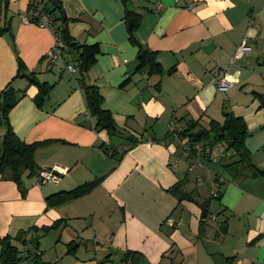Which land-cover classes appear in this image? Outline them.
I'll list each match as a JSON object with an SVG mask.
<instances>
[{
	"label": "crops",
	"instance_id": "1",
	"mask_svg": "<svg viewBox=\"0 0 264 264\" xmlns=\"http://www.w3.org/2000/svg\"><path fill=\"white\" fill-rule=\"evenodd\" d=\"M61 1L70 35L100 46L88 81L99 87L118 134L95 128L78 70L49 63L50 29L19 17L32 0H11V31L0 35V91L11 84L21 96L9 114L18 137L54 140L36 150L34 173L24 171L19 182L0 174V237L12 238L18 264H35L36 255L41 264H135L124 259L129 251L142 254L137 264H217L218 256L225 264H264V177L232 176L224 166L237 157L222 143L210 157H186L187 139L168 135L171 121L176 131L190 121L207 128L232 112L248 127L251 162L264 169V0ZM127 11L140 18L136 38L157 53L161 74L136 72L139 47L130 41ZM243 38L248 48L233 60ZM76 59L72 50L67 60L75 66ZM20 61L29 76H20ZM219 70L232 88L212 82ZM38 82L52 86L49 95ZM42 169L59 180L39 184ZM91 182L84 195L49 203ZM179 182L191 199L171 191ZM222 224L226 232L218 234Z\"/></svg>",
	"mask_w": 264,
	"mask_h": 264
},
{
	"label": "trees",
	"instance_id": "2",
	"mask_svg": "<svg viewBox=\"0 0 264 264\" xmlns=\"http://www.w3.org/2000/svg\"><path fill=\"white\" fill-rule=\"evenodd\" d=\"M10 1L0 0V22L5 20L3 25L0 26V35L11 31L9 21L6 19L10 8ZM29 8H39L40 12L47 18H50L53 24L57 26L68 46L67 54L72 50L77 52V63L75 66L80 75L78 81L84 92L88 113L96 120L95 128L107 130L111 137L117 135L118 127L113 113L102 107L104 97L100 93L99 87L88 81V72L101 52L99 44L79 43L70 35L68 23L71 19L63 15L65 9L61 0H46V2L32 0ZM137 16V14L127 11L126 19H135L134 25L129 27L128 31L130 41L139 47L136 72L145 71L150 76L159 75L163 72V67L157 60V53L142 46L136 38L135 31L140 19ZM19 66L20 76H29L24 73L25 68L22 61H20ZM174 70L175 68H172L169 72H173ZM130 80V78L126 79L121 84V87L125 88L130 83ZM37 84L42 96L49 95L52 86L39 82ZM20 97L19 92L11 84L0 91V126L5 128V133L0 135V174L3 175L11 172V177L18 182L21 180L24 171L28 170L31 174L36 171V150L41 146L54 142V140H46L27 143L18 137L10 122L9 114ZM262 100L264 103L263 97ZM224 118L223 123L210 120L207 128L199 126L198 121H190L184 130L177 132L179 136L187 139L189 142H208L212 147L219 143L224 144L225 152L232 151L237 157L236 160L224 166L233 174L232 176L237 178L246 170L254 177H264V169H259L251 162L250 152L245 144L248 137V127L245 120L229 111H224ZM94 185L95 183L91 182L70 191L57 192L49 198V203L55 205L72 198L80 197L89 192ZM181 186L182 183L179 182L171 191L178 194L180 199H191V193L184 192ZM225 232L226 225L222 224L218 230V234ZM0 242L2 246L0 264H18L22 258L19 256L17 248L12 244V238L10 236L0 237ZM140 258H142V254L136 251H129L124 255L126 261L131 259L130 261H133L135 264H137V260ZM34 259L35 264H41L38 255Z\"/></svg>",
	"mask_w": 264,
	"mask_h": 264
},
{
	"label": "built area",
	"instance_id": "3",
	"mask_svg": "<svg viewBox=\"0 0 264 264\" xmlns=\"http://www.w3.org/2000/svg\"><path fill=\"white\" fill-rule=\"evenodd\" d=\"M19 17L23 22H34L41 27H46L50 29L52 34L54 35L55 42L51 50L49 51L47 58L51 65L63 64L66 69L69 71H76V67L69 63L66 58L68 46L66 45L60 30L57 28L55 24H53L50 18H47L40 12L39 8L32 9L28 8V10L19 13ZM248 40L247 38H243L240 42L234 56L233 60L240 59L245 54V51L248 48ZM212 82L221 90H227L234 86V81L228 76L225 70H219L212 77ZM169 133L173 134L175 137L180 138L176 131V123L171 121L168 125ZM213 148L209 143L202 142H189L185 140L182 142V155L186 157L196 156L198 158L202 157H210L212 155ZM192 167L194 166L191 165ZM39 180L38 183H45L47 181H58L59 175L56 174L53 170L42 169L38 171ZM224 182L223 179H220L219 183ZM219 195L218 190L212 191V196L217 197ZM166 221L170 225H174L176 220L171 217H168ZM32 235L29 233L27 235V239H31Z\"/></svg>",
	"mask_w": 264,
	"mask_h": 264
},
{
	"label": "water",
	"instance_id": "4",
	"mask_svg": "<svg viewBox=\"0 0 264 264\" xmlns=\"http://www.w3.org/2000/svg\"><path fill=\"white\" fill-rule=\"evenodd\" d=\"M63 15L65 17L67 16L65 11L63 12ZM133 21H134L133 19L129 20V26L130 27L133 25ZM206 215H207V207H204L202 218H206ZM216 260H218L217 264H225V262H224L225 260H224V258L222 256H218V258Z\"/></svg>",
	"mask_w": 264,
	"mask_h": 264
},
{
	"label": "rangeland",
	"instance_id": "5",
	"mask_svg": "<svg viewBox=\"0 0 264 264\" xmlns=\"http://www.w3.org/2000/svg\"><path fill=\"white\" fill-rule=\"evenodd\" d=\"M74 51V50H73ZM68 57H69V53L68 54H66V58L68 59ZM68 61V60H67ZM70 61V60H69ZM75 61L76 60H71L70 62H72V63H75ZM76 64V63H75ZM219 147V146H218ZM226 159H228V158H226ZM231 161V160H230ZM229 162V161H228Z\"/></svg>",
	"mask_w": 264,
	"mask_h": 264
}]
</instances>
